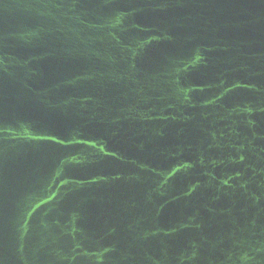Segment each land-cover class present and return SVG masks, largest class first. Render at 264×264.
<instances>
[{
  "label": "water",
  "instance_id": "water-1",
  "mask_svg": "<svg viewBox=\"0 0 264 264\" xmlns=\"http://www.w3.org/2000/svg\"><path fill=\"white\" fill-rule=\"evenodd\" d=\"M0 264H264V0H0Z\"/></svg>",
  "mask_w": 264,
  "mask_h": 264
}]
</instances>
